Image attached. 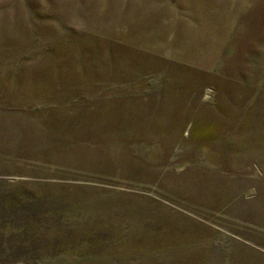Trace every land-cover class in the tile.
<instances>
[{
    "label": "rangeland",
    "instance_id": "1",
    "mask_svg": "<svg viewBox=\"0 0 264 264\" xmlns=\"http://www.w3.org/2000/svg\"><path fill=\"white\" fill-rule=\"evenodd\" d=\"M0 264H264V0H0Z\"/></svg>",
    "mask_w": 264,
    "mask_h": 264
}]
</instances>
